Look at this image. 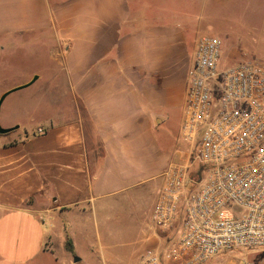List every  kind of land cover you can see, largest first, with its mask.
Wrapping results in <instances>:
<instances>
[{
  "label": "crops",
  "instance_id": "crops-1",
  "mask_svg": "<svg viewBox=\"0 0 264 264\" xmlns=\"http://www.w3.org/2000/svg\"><path fill=\"white\" fill-rule=\"evenodd\" d=\"M222 3L0 0V38L45 43L22 49L40 63L29 80L0 81V264H140L168 247L151 215L167 170L192 159L188 77Z\"/></svg>",
  "mask_w": 264,
  "mask_h": 264
},
{
  "label": "built area",
  "instance_id": "built-area-1",
  "mask_svg": "<svg viewBox=\"0 0 264 264\" xmlns=\"http://www.w3.org/2000/svg\"><path fill=\"white\" fill-rule=\"evenodd\" d=\"M221 46L198 39L181 125L192 159L167 170L151 215L177 237L162 252L147 249L140 264H205L221 252L264 264V64L224 66Z\"/></svg>",
  "mask_w": 264,
  "mask_h": 264
},
{
  "label": "rangeland",
  "instance_id": "rangeland-1",
  "mask_svg": "<svg viewBox=\"0 0 264 264\" xmlns=\"http://www.w3.org/2000/svg\"><path fill=\"white\" fill-rule=\"evenodd\" d=\"M200 1L202 2L203 0ZM230 3L231 6L223 5L222 3L217 12L219 17L228 21H222L221 19L217 23V31L214 28L215 26H213L214 29H204L202 34L215 36L221 40V55L222 49L224 47L227 48V45L230 44L235 54L232 53L229 59H227L228 55L224 54L223 56L225 57L224 63L227 60L229 66L247 62L264 64V0H230ZM220 27H222L221 33L218 32ZM223 29H228L229 33L224 32ZM6 40L8 41L7 43L5 42ZM0 45L10 46L14 51L10 55L11 58L7 61L0 54V81L5 87L9 88L8 90L13 92L19 84L31 77V72L40 69L37 57L32 58V55L29 56L25 52L27 50L22 49L37 48V46H44L45 43L35 36L25 41L19 36H7L0 38ZM176 237L177 230L173 232L169 245ZM245 253L221 252L210 258L205 264H241L244 257L245 259L252 258L251 254Z\"/></svg>",
  "mask_w": 264,
  "mask_h": 264
},
{
  "label": "trees",
  "instance_id": "trees-1",
  "mask_svg": "<svg viewBox=\"0 0 264 264\" xmlns=\"http://www.w3.org/2000/svg\"><path fill=\"white\" fill-rule=\"evenodd\" d=\"M200 175H201V172L199 171V167H198V166H195V167L192 169V178H193L195 181H198ZM66 246H67V248H68L69 250L72 251V244H71V242H70L69 240L67 241Z\"/></svg>",
  "mask_w": 264,
  "mask_h": 264
},
{
  "label": "water",
  "instance_id": "water-1",
  "mask_svg": "<svg viewBox=\"0 0 264 264\" xmlns=\"http://www.w3.org/2000/svg\"><path fill=\"white\" fill-rule=\"evenodd\" d=\"M7 132H9L8 130L6 131V130H2V129H0V133H7ZM74 261L75 262H79L80 261V259H79V257H74Z\"/></svg>",
  "mask_w": 264,
  "mask_h": 264
}]
</instances>
